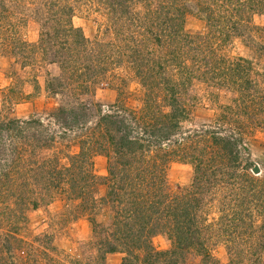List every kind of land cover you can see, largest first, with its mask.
<instances>
[{
	"label": "trees",
	"instance_id": "1",
	"mask_svg": "<svg viewBox=\"0 0 264 264\" xmlns=\"http://www.w3.org/2000/svg\"><path fill=\"white\" fill-rule=\"evenodd\" d=\"M136 1L103 0L102 6L110 21L117 25L118 38L129 48L130 62L134 66L132 74L142 90L140 105L129 111V117L142 131L138 135L130 134L131 127L123 123V116L117 118L105 113L99 117L105 120L103 129L99 128L102 135L108 137L106 141L111 149L108 157L113 160L109 159L107 163V173L113 179L116 176L124 179L123 173L130 172L129 167L134 168L133 163L139 162V167L131 173L133 181L129 182L136 188L131 190L134 196L127 213L124 212L128 222L119 228L116 215L109 226L89 218L95 227L98 226L97 231L95 227L93 231L97 233L99 264H103L104 254L112 252L123 253L118 264H133L137 259L131 250L138 248L146 250L141 257L143 264H178L189 249L199 255V264H221L209 254L202 238L204 234L216 239L225 238V264H264V178L249 173L252 163L240 157L244 147L239 132L221 133L201 126L183 131L180 126L190 113V104L183 96L192 79L229 86L237 91L233 105L221 107L225 116L239 111L251 112L256 106L264 110V92L249 77L251 57L223 52L228 37L251 39L249 33L255 32L264 40V26L253 24L251 18L253 14L264 13V0H166L168 3L164 4L161 3L163 0H153V8L150 0H146L148 8L143 14L131 10ZM47 5L41 11L39 41L42 53L49 54L50 62L57 64L60 70L54 79L64 76L66 80L70 74L77 75L79 67L74 62L80 53H87L83 59L90 64H84L82 74L86 73L85 77L94 81L92 77L102 75L106 69L101 64L103 51H106L99 48L98 42V47L94 48L95 43L72 25V5L63 0H49ZM4 7L0 0V11ZM186 13L202 16V33L191 34L183 30L182 20ZM113 49L118 56L116 61H119L125 53L118 45ZM254 50L253 57L258 58L261 53L264 56L263 45ZM82 117L83 113L78 115V119ZM32 123L38 121H0V202L8 198L11 205L6 204L5 209L0 207V218L9 221L11 232L2 235L0 264L6 263L4 259L11 253L12 243H16V248L22 243V239L14 234L18 229L16 222L24 219L25 209L48 203L56 190L65 191L67 200H77L74 207L81 211L91 209L95 204L90 190L93 175L85 171L88 140H82L77 153L67 156L68 163H60L55 154L41 155L39 148L46 150L42 145L52 140L42 124L38 130L41 145L31 143L23 135ZM170 145L179 158L191 161L194 168L191 188L172 197L165 191L164 180L159 176L158 180H144L145 173L151 175L162 166L155 165L153 156L151 161H142L151 147L156 157L164 158ZM151 162L152 165H148ZM115 164L122 166L121 172ZM213 187L214 192H209ZM112 189L114 185L107 187L105 194L109 198ZM213 197L219 199V215L205 222L203 214L199 221L196 209ZM202 220L203 224H200ZM158 232L170 239V249L155 251L151 248L148 239Z\"/></svg>",
	"mask_w": 264,
	"mask_h": 264
},
{
	"label": "rangeland",
	"instance_id": "2",
	"mask_svg": "<svg viewBox=\"0 0 264 264\" xmlns=\"http://www.w3.org/2000/svg\"><path fill=\"white\" fill-rule=\"evenodd\" d=\"M48 1L3 0L6 8L0 11V121L21 122L28 119L38 121L28 125L23 135L28 137L31 143L41 145L39 124H42L52 140L46 142L47 147L42 145L46 150L39 148L41 155L55 154L60 163H68L67 156L77 153L82 140L87 139L85 164L88 167L85 165L87 167L85 171L93 175L90 190L95 204L93 208L81 211L74 207L77 200H67L65 191L56 190L48 203L23 211L24 219L16 222L18 229L14 234L22 239V243H19V248H16V243H12L11 253L3 259L5 264H99L96 253L97 233L93 231L95 226L89 218L92 217L102 226H109L116 215V225L119 228L124 222H128L124 212L127 213L134 196V191L131 190L136 188L131 187L129 182L134 178L131 173L135 167H139V162L133 163L134 168L129 167L130 172L123 173L127 177L124 179H119L118 176L113 179L107 173V163L109 159L112 162L113 160L108 157V153H111L106 141L108 137L102 135L103 131L100 129L102 125L104 126L105 120L99 117L105 113L114 114L117 118L123 116L125 118L123 123L126 127H131L130 134L138 135L142 130L129 117L131 115L129 111L139 107L142 90L137 78L132 74L134 66L130 62L129 48L118 38L120 34L115 31L117 25L110 21L106 8L102 7L103 0L63 1L72 5V25L78 27L87 40L95 43L94 48L98 47V42L99 48L106 51V53L103 51L104 60L101 61L106 69L102 75H94L92 77L94 81H90L87 76L85 77L86 73L82 74L85 71L84 64H90L83 59L87 53H80L78 60L74 62L79 67L78 74H70L66 80L64 76L59 78L61 81L55 80L54 77L60 74V70L57 64L50 62L49 54L42 53L41 40L39 41L43 18L41 11L46 9ZM161 3L168 2L163 0ZM150 5L153 8L155 2L150 0ZM146 8H148L146 0H137L131 6L133 12L140 14H143ZM251 18L253 24L264 26V13L253 14ZM182 28L187 33H202L204 29L202 16L184 14ZM127 32L126 30L123 33L126 35ZM249 35L251 39L246 36L232 39L228 37L223 52L228 55L251 57L252 69L249 71V77L257 83L256 87L264 92L262 74L264 56L261 53L258 58L253 57V50L258 49L260 44L264 46V40L255 32ZM116 45L125 53L119 57V61H116L118 56L113 53ZM185 92L183 98L190 104V113L180 124L181 130L201 126L221 133L239 132L244 147L240 157L250 161L252 166L257 165L259 171L254 174L249 168V173L257 178H264V110L254 106L251 112L239 111L235 115L225 116L220 111L221 107L233 105V98L237 96V91L229 86H218L192 79ZM262 97L264 101V94ZM82 113L84 117L78 119V115ZM239 124L245 128L241 129ZM149 149L142 161H151L153 156L155 165H161L162 169L158 171L155 169V173L151 175L145 173V181L158 180L159 176L164 180L165 191L171 197L175 194L181 195L191 188L194 169L191 161L179 158L173 152L172 145L166 149L168 153L164 158L156 157L155 150L152 147ZM153 162L148 165H152ZM115 167L118 170L122 168L120 164H115ZM110 185H114L111 198L105 194ZM214 189L211 188L209 192H214ZM105 195V199H102ZM2 201L0 207L5 209L6 204L10 205L8 198ZM218 202L217 197L208 199L204 206L197 208L195 214L198 220L200 221L203 214L205 222L214 220L220 212ZM8 223V220L0 218V245L3 244L2 235L11 233ZM201 223L203 224V220ZM97 229L98 226L95 227L96 231ZM201 237L200 239L203 238L207 245L209 254L217 262L225 264L227 261L225 238L216 239L206 234ZM148 240L155 251L171 247L170 239L162 232L155 233ZM144 251L146 250L140 248L131 250L132 256L136 255L137 259L133 264H143L141 257ZM122 255V252L106 253L103 255L102 263L118 264ZM199 260V255L189 249L184 252L183 259L178 264H199Z\"/></svg>",
	"mask_w": 264,
	"mask_h": 264
},
{
	"label": "water",
	"instance_id": "3",
	"mask_svg": "<svg viewBox=\"0 0 264 264\" xmlns=\"http://www.w3.org/2000/svg\"><path fill=\"white\" fill-rule=\"evenodd\" d=\"M251 171H252V173H254V174L257 173V172L259 171L257 165H253V166L251 167Z\"/></svg>",
	"mask_w": 264,
	"mask_h": 264
},
{
	"label": "crops",
	"instance_id": "4",
	"mask_svg": "<svg viewBox=\"0 0 264 264\" xmlns=\"http://www.w3.org/2000/svg\"><path fill=\"white\" fill-rule=\"evenodd\" d=\"M113 253V252H112Z\"/></svg>",
	"mask_w": 264,
	"mask_h": 264
}]
</instances>
